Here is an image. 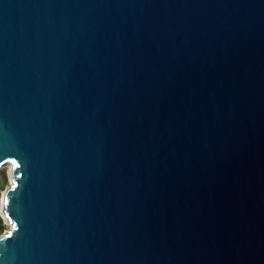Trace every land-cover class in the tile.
<instances>
[{"label":"water","instance_id":"95a60500","mask_svg":"<svg viewBox=\"0 0 264 264\" xmlns=\"http://www.w3.org/2000/svg\"><path fill=\"white\" fill-rule=\"evenodd\" d=\"M0 264H264V0H0Z\"/></svg>","mask_w":264,"mask_h":264},{"label":"rangeland","instance_id":"374dc122","mask_svg":"<svg viewBox=\"0 0 264 264\" xmlns=\"http://www.w3.org/2000/svg\"><path fill=\"white\" fill-rule=\"evenodd\" d=\"M10 173H11V164L8 162L3 163L0 166V198L4 188L9 184L11 180ZM0 219H1L0 225H2V228L0 227L1 228L0 234H1L5 229H7L10 226V224L5 220L4 216L2 215L1 209H0Z\"/></svg>","mask_w":264,"mask_h":264},{"label":"bare ground","instance_id":"6f19581e","mask_svg":"<svg viewBox=\"0 0 264 264\" xmlns=\"http://www.w3.org/2000/svg\"><path fill=\"white\" fill-rule=\"evenodd\" d=\"M11 174V173H10ZM10 179H12V176L10 175ZM1 201H2V196H1V198H0V203H1ZM5 218V217H4ZM5 220H6V218H5ZM7 221V220H6Z\"/></svg>","mask_w":264,"mask_h":264},{"label":"trees","instance_id":"16d2710c","mask_svg":"<svg viewBox=\"0 0 264 264\" xmlns=\"http://www.w3.org/2000/svg\"><path fill=\"white\" fill-rule=\"evenodd\" d=\"M0 223H1V219H0ZM0 227L2 228V225H0ZM1 228H0V230H1Z\"/></svg>","mask_w":264,"mask_h":264}]
</instances>
